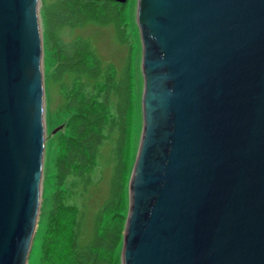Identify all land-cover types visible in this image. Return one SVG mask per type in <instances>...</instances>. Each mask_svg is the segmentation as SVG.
I'll use <instances>...</instances> for the list:
<instances>
[{
  "label": "water",
  "instance_id": "95a60500",
  "mask_svg": "<svg viewBox=\"0 0 264 264\" xmlns=\"http://www.w3.org/2000/svg\"><path fill=\"white\" fill-rule=\"evenodd\" d=\"M136 22L121 264H264V0H137ZM44 96L38 0H0V264L34 239Z\"/></svg>",
  "mask_w": 264,
  "mask_h": 264
},
{
  "label": "trees",
  "instance_id": "16d2710c",
  "mask_svg": "<svg viewBox=\"0 0 264 264\" xmlns=\"http://www.w3.org/2000/svg\"><path fill=\"white\" fill-rule=\"evenodd\" d=\"M83 1L79 10L86 21L100 22L109 6H122L114 0ZM55 52L54 78L64 98L61 110L70 115L51 138L56 149L54 191L40 264H119L132 154L130 62L117 72L113 64L101 61L88 38L80 36L58 43ZM106 146L113 161L109 189L87 224L86 201Z\"/></svg>",
  "mask_w": 264,
  "mask_h": 264
},
{
  "label": "rangeland",
  "instance_id": "374dc122",
  "mask_svg": "<svg viewBox=\"0 0 264 264\" xmlns=\"http://www.w3.org/2000/svg\"><path fill=\"white\" fill-rule=\"evenodd\" d=\"M85 4L83 0H38L39 24L42 38V72L44 77V121H45V147L43 159V175L40 196V209L37 227L30 248L27 264H40V247L46 228L48 214L52 206L54 191V158L56 149L51 144L54 133L61 130L70 113L61 110L63 95L57 87L54 78L57 58L55 46L63 41H70L76 36L88 38L101 61L114 65L119 72L129 60L133 75L134 112L131 128V149L129 175L126 184L127 210L129 209V179L132 166L136 157L141 130H142V104L143 77L141 70L142 45L136 22L137 0H127L116 9L109 6L106 17L100 22L87 20L81 15L80 7ZM74 13L77 14L75 17ZM58 128V129H57ZM102 166L95 172L93 179L94 188L87 199L86 219L89 223L90 216L97 206L104 200L108 193L113 161L110 156L109 146L103 148ZM125 226V222H124ZM124 237V229H123ZM123 237L120 246H123Z\"/></svg>",
  "mask_w": 264,
  "mask_h": 264
}]
</instances>
